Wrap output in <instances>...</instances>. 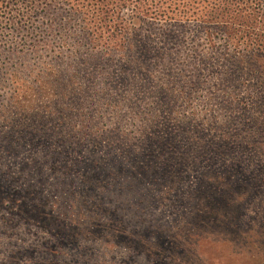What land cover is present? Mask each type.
I'll use <instances>...</instances> for the list:
<instances>
[{"label": "rangeland", "instance_id": "374dc122", "mask_svg": "<svg viewBox=\"0 0 264 264\" xmlns=\"http://www.w3.org/2000/svg\"><path fill=\"white\" fill-rule=\"evenodd\" d=\"M2 1L0 145L6 134L27 143L19 158L0 150V172L9 166L21 178L13 186L26 184L27 170L21 173L18 164L34 168L35 159L45 160L61 146L58 134L73 132L75 140L68 141H81L71 150L75 158L98 145L95 153L112 150L127 170L135 166L131 150L146 151L145 165L164 163L172 176L183 169L191 181L150 177L153 201L128 211L153 228L159 216L171 237L184 240L182 255L171 251L165 258L169 264H264V0ZM44 123L51 132L40 135L43 128L34 136L31 129ZM146 139L153 141L148 148ZM65 166L68 176L78 172L71 159L59 170L46 159L41 186L48 210L74 219L81 196L60 182ZM114 172L100 179L106 183L98 189L108 188L101 195L140 200L111 195L109 186L117 190L120 181L129 182ZM204 182L219 190L225 207L207 206L217 221L186 226L189 210L205 208L191 192ZM5 215L0 209V264H33L31 256L14 260L9 254L33 246L39 248L35 258L49 256L45 229L2 233ZM104 243H91L89 254L51 251L59 264L70 257L74 264H153L142 249Z\"/></svg>", "mask_w": 264, "mask_h": 264}, {"label": "trees", "instance_id": "16d2710c", "mask_svg": "<svg viewBox=\"0 0 264 264\" xmlns=\"http://www.w3.org/2000/svg\"><path fill=\"white\" fill-rule=\"evenodd\" d=\"M4 7V2L0 0V9ZM208 40L210 41L211 39L208 38ZM43 128L44 131L41 132L40 135L43 133H50L52 130L44 123L39 128L31 129L33 130L32 134L37 136V132ZM58 128L59 126L55 129ZM156 134L158 135L159 133L156 132ZM71 135H73V132L61 138V135L58 134L60 139L59 145L61 146L52 147V152L49 153L46 159L50 161L51 165H53L56 170H59V168L56 167L62 160L63 162L65 161V163H69L70 159L73 166H76V169H78V172L72 170L68 176L69 169L65 166L64 170L67 173L62 175L60 180V182L71 188L74 193L77 192L79 196H81V201L76 204L78 213L76 218L72 219L68 215L64 217L60 213H58V215L55 213V215L48 210L47 192L44 190V186H41V184L46 181V174L42 171V165L46 162V159L43 161L35 159L33 163L34 168L27 163H19L17 169L21 173L27 170V174L22 176L26 184L17 188L13 185L14 183L22 182L19 175L13 177L12 174L7 171L9 170L7 169L9 166L5 167L3 172H0V209L6 212V215L1 219V224L5 227L1 232L10 234L18 231V233L23 235L24 233L30 232L29 228H31V225H35L45 229L51 236L49 240L43 241L46 246L43 252H46V250L50 251V257L41 252V258H35L36 253L34 252L38 251L39 248L33 246V248L30 249H18L9 253L14 257V260L21 259L25 256H31L33 257V264H59L55 262L57 254L52 252L51 248L66 247L68 249L70 248L72 253L89 254L94 251L95 248L92 250L88 246L100 240L105 241L104 244L108 249L117 245L119 247L126 246L131 251H141L142 249V251L147 253L148 261L153 264H169L165 258L168 255L170 256L171 251L174 255L178 254L177 251L182 255L184 252V245H186L184 240L180 244L177 241L178 239L171 237L165 225H161L162 222L159 216H156L159 226L153 228L147 224H143L140 218H130V214L128 213L133 206H138V204L142 206V201L151 204L153 197H149V193L152 192V190H150L148 186L149 183L146 181L148 178L153 177V180L159 178L158 181L162 183V178L172 176L170 175V167H165L164 163L158 167L151 166L149 162L145 165V162L143 160L140 161V159L148 160L149 154H146V151L136 153L131 150L129 157H131V163L135 166L132 170H127L124 165V160L111 154L110 152L112 150H105V156L95 153L94 150L99 148L98 145H94L93 150L86 149L88 155L75 158L71 150L74 149L76 145L82 146V143L81 141L79 143L78 141L74 143L68 141L75 140L74 136ZM146 135L151 137L149 134ZM17 136L18 134L13 137L11 134H6L5 141L0 145V150L5 151L4 154L7 155V157L19 158L18 155L20 151L26 149L27 143H19L17 141ZM158 138L160 139V137ZM151 139L157 142L153 137H151ZM148 141L153 143L150 139L143 141V145L147 148ZM95 143L99 144L98 142ZM32 144L34 147L37 146L36 142ZM114 170H116L117 173L120 172L128 175L126 178L129 182L124 184L120 181L117 190H112L109 186L111 195L117 197L119 195H125V193H131L130 196L136 195L140 200H133L130 202V198L129 203H126L123 199L118 201L114 200L112 196L103 197L101 195L100 192L107 191L108 188L104 187L102 190L98 189L100 183H106L105 180L100 179L105 176L112 177L115 173ZM34 171H36V173H34ZM32 178L35 179L37 184L33 180L29 181ZM172 179H177V183L180 185L184 184L186 181L191 182L186 172H183V169L179 171V176L173 175L170 180ZM133 192H136V194ZM191 192H193L192 194L194 196H198L202 199L197 207H201V203H204L203 205L205 208L197 210L193 208L189 210L187 214H190V217H186L185 219L186 226H189L190 223L194 221H217V218H215L217 215V212H215L216 210H213V208L209 209L207 206L225 205H219L222 198L219 190L210 186L208 182H204L199 190L194 188ZM4 199H7V202L4 203ZM5 204L8 206L6 207ZM69 208L72 209L73 206ZM197 215L199 218L195 219ZM136 222L139 226H136ZM6 228L11 230H6ZM181 233L185 236L183 232ZM185 237H183V239ZM74 263L75 257H70L66 261H62L61 264Z\"/></svg>", "mask_w": 264, "mask_h": 264}]
</instances>
